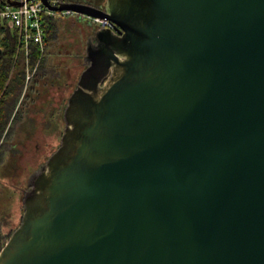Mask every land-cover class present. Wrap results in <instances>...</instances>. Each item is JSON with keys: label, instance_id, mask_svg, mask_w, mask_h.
<instances>
[{"label": "water", "instance_id": "water-1", "mask_svg": "<svg viewBox=\"0 0 264 264\" xmlns=\"http://www.w3.org/2000/svg\"><path fill=\"white\" fill-rule=\"evenodd\" d=\"M41 1L110 26L0 264H264V0Z\"/></svg>", "mask_w": 264, "mask_h": 264}, {"label": "rangeland", "instance_id": "rangeland-1", "mask_svg": "<svg viewBox=\"0 0 264 264\" xmlns=\"http://www.w3.org/2000/svg\"><path fill=\"white\" fill-rule=\"evenodd\" d=\"M99 1L102 5L105 3L104 0ZM56 25V32L51 33L48 44L41 49L45 50L43 71L46 74L42 83L37 84L40 94L29 92L33 100L26 104L23 98L26 94H23L15 109V116L19 120L11 124L10 135L3 139L5 145L0 154V218L5 220L4 228L7 229L16 230L21 223L23 196L28 189L29 177L60 146L65 128L64 108L85 68L86 41L99 27L93 18L78 13L60 14ZM38 71L37 65L32 71L28 69L27 80L32 79ZM43 104H46L43 113H36L34 109H42ZM21 114L26 118L24 115L20 118Z\"/></svg>", "mask_w": 264, "mask_h": 264}, {"label": "trees", "instance_id": "trees-1", "mask_svg": "<svg viewBox=\"0 0 264 264\" xmlns=\"http://www.w3.org/2000/svg\"><path fill=\"white\" fill-rule=\"evenodd\" d=\"M7 5L5 0H0V8ZM61 13L50 16L45 20V41L44 47L48 44L51 33L57 29L56 21ZM0 154L4 147V137L8 138L12 131V123L19 120L14 115L19 100L25 95L24 103L32 99L29 92L33 91L40 94L37 84L42 83L45 76L43 68L45 67L44 51L38 44H30L24 49L18 38V31L3 25L0 30ZM26 50L28 52H26ZM37 65V73L32 79L27 80V70L32 71ZM42 89V88H41ZM30 95V96H29ZM28 100V101H27ZM33 100V99H32ZM24 106V105H23ZM15 117V118H14ZM21 118V117H20ZM7 130V133H6ZM5 220L0 218V251L13 233V229L4 228Z\"/></svg>", "mask_w": 264, "mask_h": 264}, {"label": "built area", "instance_id": "built-area-1", "mask_svg": "<svg viewBox=\"0 0 264 264\" xmlns=\"http://www.w3.org/2000/svg\"><path fill=\"white\" fill-rule=\"evenodd\" d=\"M23 2L18 7L5 5L0 8V23L6 24L18 31V38L21 45L27 49L30 44H38L44 48L45 41V19L55 16L57 13L70 15L73 12L67 10L55 12L48 9L41 0H20ZM52 4H58L61 0H50ZM64 2V1H63ZM99 27H109L106 19L93 18Z\"/></svg>", "mask_w": 264, "mask_h": 264}, {"label": "flooded vegetation", "instance_id": "flooded-vegetation-1", "mask_svg": "<svg viewBox=\"0 0 264 264\" xmlns=\"http://www.w3.org/2000/svg\"><path fill=\"white\" fill-rule=\"evenodd\" d=\"M95 5H96V6H99V5H101V2H100L99 0H96V1H95ZM24 97H25V96H24ZM24 97H23V98H24ZM24 101H25V99H24ZM27 101H28V100H27ZM43 105H44V106H41L42 109H38V108H35V109L33 108V109L35 110L36 113H38V112H42V113H43L46 104H43ZM22 107H23V106H22ZM37 107H38V105H37ZM14 115H15V113H14ZM23 115H24V114H21V118H23ZM24 116H25V118H26V115H24ZM26 121H28V120L26 119ZM27 133H29V132H27Z\"/></svg>", "mask_w": 264, "mask_h": 264}, {"label": "crops", "instance_id": "crops-1", "mask_svg": "<svg viewBox=\"0 0 264 264\" xmlns=\"http://www.w3.org/2000/svg\"><path fill=\"white\" fill-rule=\"evenodd\" d=\"M3 25H6V24H3V23H0V30H1V27L3 26ZM8 26V25H7ZM9 27V26H8ZM9 28H11V27H9ZM11 29H14V28H11ZM3 35H1V33H0V37H2Z\"/></svg>", "mask_w": 264, "mask_h": 264}]
</instances>
